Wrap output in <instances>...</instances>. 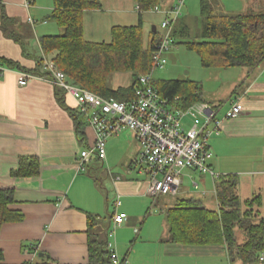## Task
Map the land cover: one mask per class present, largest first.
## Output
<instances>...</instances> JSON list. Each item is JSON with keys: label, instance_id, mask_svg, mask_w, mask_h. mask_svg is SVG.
I'll return each instance as SVG.
<instances>
[{"label": "crops", "instance_id": "0c3cea01", "mask_svg": "<svg viewBox=\"0 0 264 264\" xmlns=\"http://www.w3.org/2000/svg\"><path fill=\"white\" fill-rule=\"evenodd\" d=\"M221 2L228 14L264 11V0ZM170 7L167 4L162 9ZM52 10L53 0H30L29 6L25 0H0V58L17 63L26 72L37 70L42 55L39 39L59 34L58 26L46 20ZM127 11L121 10L118 19L107 21L104 27L99 22L100 10L85 12L83 18L87 14L97 18V26L84 27L86 41L105 42L113 27H126L122 21ZM91 32L96 35L93 37L103 40H89ZM4 66L0 63V188L14 190L10 209L20 212L23 219L0 228V264H89V240L106 243L107 250L106 231L111 226L117 198L121 202L117 212L126 214L127 220L115 229L109 243L112 241L114 253L127 263L191 264L186 261L225 256L223 247L166 243L165 212L178 200L189 198L199 201L206 209L216 210L217 202L216 209L210 208L206 198L213 194L216 201L217 177L199 173V183L194 182L198 172L186 169L175 196L150 197L149 177L137 163L140 146L129 130L107 140L103 162L92 158L80 169V153L93 145L95 133L87 119L81 120L75 100L45 79L19 86L21 71ZM122 74L112 77L113 90L130 86V74L127 73L129 83ZM238 81L225 102L217 98L215 101L219 102L212 103L202 98L203 103L212 107L235 97L241 99V115L223 121L219 135L208 139L213 155L211 169L218 176L237 175V191L242 187V177L243 181L251 176L264 182V62L253 69L243 68ZM189 127L186 120L184 128ZM23 157L38 159L37 176H11ZM254 163L258 164L257 168ZM246 167L250 170H245ZM186 180L191 181L193 188L190 184L184 186ZM260 189L261 185L253 184L251 197L260 195L256 194ZM156 208L164 214V219L152 215ZM88 217L92 219L90 225Z\"/></svg>", "mask_w": 264, "mask_h": 264}, {"label": "trees", "instance_id": "16d2710c", "mask_svg": "<svg viewBox=\"0 0 264 264\" xmlns=\"http://www.w3.org/2000/svg\"><path fill=\"white\" fill-rule=\"evenodd\" d=\"M165 1L133 0L139 9V17ZM200 8L203 20L201 41L185 42L183 45L198 55L202 68L253 69L264 62V12L214 15L205 0H201ZM93 10H101L97 0H53V10L46 20L55 23L61 32L39 39L41 53L54 62L71 84L104 99L130 102L135 97L139 77L150 74L153 69L152 55L160 36L152 27L145 46L140 18L136 26L113 27L110 42H88L84 39L83 17L85 12ZM186 31V27H173V45H177V38L188 37ZM38 62L37 70L26 72L17 63L0 58V63L5 64L7 69L46 77L47 74L42 73V56ZM117 73L130 74L128 88H111V78ZM151 85L162 98L175 101L179 110L203 103L201 86L196 82L167 80L156 83L153 80ZM38 173V159L23 157L11 176L28 178ZM238 185L237 175L217 176L216 210L206 209L192 198L178 200L165 212L168 229L166 243L188 247H223L231 264L236 261L264 264V217L260 212L264 200L261 195L241 200ZM13 202L14 190L0 188V228L4 224L22 221V214L10 209ZM91 221L88 217L89 225ZM105 245L95 239L89 240V264H110L111 255Z\"/></svg>", "mask_w": 264, "mask_h": 264}, {"label": "built area", "instance_id": "2783aa9c", "mask_svg": "<svg viewBox=\"0 0 264 264\" xmlns=\"http://www.w3.org/2000/svg\"><path fill=\"white\" fill-rule=\"evenodd\" d=\"M25 1L29 6L30 0ZM183 6L184 0H176L175 5L169 9L156 6L148 11L163 16L160 41L152 55L153 69L150 74L139 77L135 97L130 102L104 99L71 84L54 62L44 55H41V66L46 77L24 72L18 75L19 86H25L34 79H45L75 100L79 112L86 117L95 133L93 145L80 153V169L92 158L103 162L107 140L124 130L132 131L140 146L137 163L142 165V173L149 177L147 194L152 198L175 196L182 184V172L186 169L217 177L209 165L213 155L208 139L219 135L223 121L236 119L242 113L240 97L227 103L228 109L222 120L217 119L220 106L197 103L186 110H179L175 101L162 98L151 85L153 73L165 67L166 54L175 46L171 33L174 23L181 17ZM135 9L139 10L137 6ZM28 21L33 24L31 19ZM185 119L190 122L187 130L183 123ZM120 205V199L117 198L114 201L115 212L111 217V226L106 231L110 264H128L114 253L109 243L114 238L115 229L127 220L126 214L117 212Z\"/></svg>", "mask_w": 264, "mask_h": 264}, {"label": "rangeland", "instance_id": "374dc122", "mask_svg": "<svg viewBox=\"0 0 264 264\" xmlns=\"http://www.w3.org/2000/svg\"><path fill=\"white\" fill-rule=\"evenodd\" d=\"M100 4L101 12L99 16V22L102 27H104L107 23V21L118 19L119 15L118 13L121 12V10H129L127 13L123 15V26H136L138 24L139 19L141 18L142 24H143V41L144 45L146 46L148 43V38L150 36L151 28H156L158 34L160 31V26L163 21L162 14L157 13H151L146 12L143 13L141 17L137 15V11L135 9V6L133 5L132 0H97ZM210 9L213 11L214 15H239V14H228L225 13L223 4L221 0H205ZM176 0H166L162 5L160 6L161 9L163 7L173 6L175 5ZM201 0H184V6L182 9L180 20L175 25L176 27H186L187 28V35L188 37L185 38H177L176 42L177 45L173 46L171 50L166 54V60L167 63L165 67L161 70H156L153 73V80L156 83H159L160 81H167V80H175V81H191L196 82L201 86V92H202V98L206 101L214 103L217 98H220L219 100H223L225 102L229 95L231 94V90L234 89V84L238 86V80L240 78V74L243 70V68H202L200 65V60L198 55L195 52L188 51L186 47L183 45L185 42H191L201 41V33H202V27H203V20L200 15L201 8H200ZM264 6V4H263ZM264 10V9H263ZM264 12V11H263ZM92 13V12H88ZM243 14H247L243 13ZM89 14L85 18H83V27H92L97 26L95 22H97V18L90 17L92 14ZM50 25L56 26L55 23L49 22ZM108 24V23H107ZM57 27V26H56ZM59 29V28H58ZM61 30L59 29V33ZM106 35V29L103 31ZM91 39L89 40H96V41H102L103 39H100L102 37H93L96 35H93V32H91ZM88 35H86L87 37ZM84 36V39H86ZM88 38V37H87ZM111 36L110 33H107V37H105V42H110ZM123 77H126L127 82L130 81V76L127 73L122 74ZM114 77V75L112 76ZM112 79V78H111ZM112 81V80H111ZM110 81V86H111ZM233 87V88H232ZM219 102V101H215ZM211 103V104H212ZM228 109V104L222 103L220 104L219 112L217 113V119H221L224 114L226 113ZM81 120L86 121V117L81 115ZM185 119L183 123L186 121ZM188 121V120H187ZM251 165V164H250ZM258 164H253L255 168H257ZM245 170L249 171L250 169L248 167L245 168ZM195 180L194 182H198L197 177L199 176V173L195 174ZM208 177V176H207ZM244 177H242V182L240 190L238 191V195L241 200H244L246 198H251L252 190H253V184H259L261 185L260 192H257L256 194H260L261 197L264 200V182L262 179H257L255 177L249 176V178H246L248 181L250 180V183L247 180H244ZM255 180V181H254ZM241 181V178H240ZM184 186H188V184H191V181H185ZM193 188V186H191ZM109 189V188H108ZM109 201H112L109 199ZM160 201H162L160 199ZM206 204L207 206H210V208L216 209V201L214 199L213 194L210 196H207L206 198ZM206 207V205H205ZM169 208L166 206V209ZM209 208V207H208ZM155 214L152 215L160 217V219H164V214L161 212L160 209H155ZM260 212L262 216L264 217V203L263 206L260 209ZM149 217V216H148ZM104 223H106V220H104ZM105 237H102V240H104ZM112 243V241H111ZM152 253V252H148ZM187 263L191 264H231L228 261V257L225 254V256L217 257V258H196L192 261H186ZM129 264V263H128ZM162 264V263H161ZM234 264H242L241 262H234Z\"/></svg>", "mask_w": 264, "mask_h": 264}, {"label": "water", "instance_id": "95a60500", "mask_svg": "<svg viewBox=\"0 0 264 264\" xmlns=\"http://www.w3.org/2000/svg\"><path fill=\"white\" fill-rule=\"evenodd\" d=\"M153 30H154V27H153Z\"/></svg>", "mask_w": 264, "mask_h": 264}, {"label": "bare ground", "instance_id": "6f19581e", "mask_svg": "<svg viewBox=\"0 0 264 264\" xmlns=\"http://www.w3.org/2000/svg\"><path fill=\"white\" fill-rule=\"evenodd\" d=\"M200 103V102H199ZM202 103V102H201Z\"/></svg>", "mask_w": 264, "mask_h": 264}]
</instances>
